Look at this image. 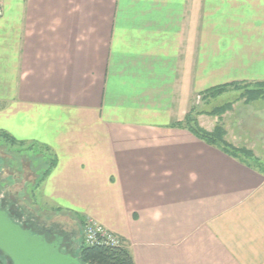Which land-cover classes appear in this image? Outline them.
Wrapping results in <instances>:
<instances>
[{
  "label": "crops",
  "instance_id": "0c3cea01",
  "mask_svg": "<svg viewBox=\"0 0 264 264\" xmlns=\"http://www.w3.org/2000/svg\"><path fill=\"white\" fill-rule=\"evenodd\" d=\"M0 10V136L52 156L32 185L47 210L77 221L80 241L81 218L104 225L136 264H264V172L180 124L195 106L200 127L221 123L264 161V96L229 89L220 116L194 104L212 86L264 82V0Z\"/></svg>",
  "mask_w": 264,
  "mask_h": 264
},
{
  "label": "rangeland",
  "instance_id": "374dc122",
  "mask_svg": "<svg viewBox=\"0 0 264 264\" xmlns=\"http://www.w3.org/2000/svg\"><path fill=\"white\" fill-rule=\"evenodd\" d=\"M238 95L239 91L234 90L213 98H205L201 93L195 96L194 104L197 105V109L211 110L225 103H232ZM207 119L213 122L212 116ZM247 119L246 123L249 124L250 121L252 126L254 118ZM243 127L250 132L248 126ZM259 143L264 144V140ZM51 163L52 156L39 144L22 145L18 143L15 145L0 136V202L6 201V204L19 212L21 216L18 218L23 223H32L44 229L52 228L53 231H62L78 245L81 243L79 223L66 215H61L62 213L47 210L46 206L40 202L39 191L32 186L35 181L41 180Z\"/></svg>",
  "mask_w": 264,
  "mask_h": 264
},
{
  "label": "trees",
  "instance_id": "16d2710c",
  "mask_svg": "<svg viewBox=\"0 0 264 264\" xmlns=\"http://www.w3.org/2000/svg\"><path fill=\"white\" fill-rule=\"evenodd\" d=\"M232 88L243 89L246 100H252L264 96V82L260 84L256 83L254 87L249 85V83H239V82L224 83V84L212 86L206 89L204 92H202V94L203 97L205 98H213L222 95L223 93L227 92L229 89ZM231 106H232L231 102L225 103L208 111V113L211 115L220 116ZM196 113H198V111H196V107L194 106L192 110H190V112L186 114L184 122L180 124L183 125L186 124L188 128L192 130L201 139L207 141L212 145L220 147L226 153L232 156L244 159V161L247 162L249 165H254L264 172V162L256 158L251 150L245 147H236L226 140L225 138L226 130L221 123L217 124L212 131H208L198 125L195 117ZM5 136L8 135L6 134ZM14 141L15 139H13V142ZM22 145H25V143L23 142ZM28 147L31 148V146ZM6 203H7L6 201L5 202L2 201L0 202V205L3 208H6L12 214L14 220L17 221L18 217L21 216L20 213L16 212L12 208V206ZM80 222L85 223V219L81 218ZM22 224L25 226L32 227L36 231H40V232L47 231V229H44L43 227L38 226L36 224L27 223V222H24ZM60 233H62V231H60ZM65 237L67 241L66 242L67 247L71 249L77 257H79L82 263L136 264L134 257L130 249L126 246L125 242H123V244L120 245H106V244L88 245L84 242V240H81V243L76 245L68 234H65ZM0 264H9L7 258L1 254H0Z\"/></svg>",
  "mask_w": 264,
  "mask_h": 264
},
{
  "label": "water",
  "instance_id": "95a60500",
  "mask_svg": "<svg viewBox=\"0 0 264 264\" xmlns=\"http://www.w3.org/2000/svg\"><path fill=\"white\" fill-rule=\"evenodd\" d=\"M65 234L34 230L0 205V254L9 264H85L67 247Z\"/></svg>",
  "mask_w": 264,
  "mask_h": 264
},
{
  "label": "built area",
  "instance_id": "2783aa9c",
  "mask_svg": "<svg viewBox=\"0 0 264 264\" xmlns=\"http://www.w3.org/2000/svg\"><path fill=\"white\" fill-rule=\"evenodd\" d=\"M198 97H200V95H198ZM82 234L84 242L88 245H120L124 242L120 236L92 219L85 221Z\"/></svg>",
  "mask_w": 264,
  "mask_h": 264
},
{
  "label": "flooded vegetation",
  "instance_id": "af4514ba",
  "mask_svg": "<svg viewBox=\"0 0 264 264\" xmlns=\"http://www.w3.org/2000/svg\"><path fill=\"white\" fill-rule=\"evenodd\" d=\"M18 222H20V223H23V221L20 219V218H18V220H17Z\"/></svg>",
  "mask_w": 264,
  "mask_h": 264
}]
</instances>
